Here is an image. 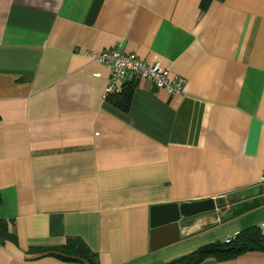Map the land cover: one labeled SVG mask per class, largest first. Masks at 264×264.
<instances>
[{"label": "crops", "instance_id": "1", "mask_svg": "<svg viewBox=\"0 0 264 264\" xmlns=\"http://www.w3.org/2000/svg\"><path fill=\"white\" fill-rule=\"evenodd\" d=\"M111 47L183 91L137 78L121 111L104 97L109 67L86 54ZM262 169L264 0H0V220L16 236L0 264H78L59 257L70 236L100 264H165L182 240L193 251L264 220ZM249 188L227 220L187 219L152 248L167 207ZM198 264H264V251Z\"/></svg>", "mask_w": 264, "mask_h": 264}, {"label": "trees", "instance_id": "2", "mask_svg": "<svg viewBox=\"0 0 264 264\" xmlns=\"http://www.w3.org/2000/svg\"><path fill=\"white\" fill-rule=\"evenodd\" d=\"M210 0H202L206 4ZM134 89V80L122 84L118 93L111 94L106 100L123 112L128 111ZM16 241V236L7 228V222L0 220V245L5 241ZM32 250V249H31ZM58 250L59 257L78 264H100L98 255L79 236H70ZM248 251H264V236L257 228H247L236 233L226 241H215L199 246L193 251L174 258L165 264H198L205 257H214L219 260L230 259Z\"/></svg>", "mask_w": 264, "mask_h": 264}, {"label": "built area", "instance_id": "3", "mask_svg": "<svg viewBox=\"0 0 264 264\" xmlns=\"http://www.w3.org/2000/svg\"><path fill=\"white\" fill-rule=\"evenodd\" d=\"M86 54L109 67V80L104 92L105 98L120 92L124 82L137 78L147 79L152 82L155 88L163 89L169 94H179L183 91L185 78L171 73L159 62H145L136 54L123 52L116 47L88 51ZM260 181L264 182V169H262ZM256 228L259 234L264 236V220L260 221Z\"/></svg>", "mask_w": 264, "mask_h": 264}, {"label": "water", "instance_id": "4", "mask_svg": "<svg viewBox=\"0 0 264 264\" xmlns=\"http://www.w3.org/2000/svg\"><path fill=\"white\" fill-rule=\"evenodd\" d=\"M255 188H249L245 189L239 192L227 194L221 197L211 200H204V201H196L193 202L191 207L192 210L188 209L187 204H183L182 206L177 205H171L167 208L174 210V216L170 215V219L164 221V222H156V220L151 225L152 231H151V246L153 249H156L158 247H161L163 245L157 244V235L159 232L163 230L171 229L174 231V236L170 238L166 242V244L175 242L180 237L179 232V223L184 222L187 219L195 218L200 215H204L205 213L213 214L212 216H217V222L225 221L229 218L230 215L234 214L235 212L239 211V209L242 206V203H244V200L246 199V195L253 193ZM240 200L243 202L240 203ZM209 204V205H208ZM172 207V208H171ZM228 213L226 216L225 213ZM211 217V216H208Z\"/></svg>", "mask_w": 264, "mask_h": 264}, {"label": "rangeland", "instance_id": "5", "mask_svg": "<svg viewBox=\"0 0 264 264\" xmlns=\"http://www.w3.org/2000/svg\"><path fill=\"white\" fill-rule=\"evenodd\" d=\"M211 237H213V233H211ZM181 244H184V247H182L184 249L183 250L182 249L181 250L178 249L179 252H176L177 254H176V256L174 258L180 257L181 255H184L188 251H191V250H187V249H189V247L191 246V244L188 243L187 241H184V240H182L181 243H179V245H175V247H172V248H179V246H181ZM181 251H183V252H181Z\"/></svg>", "mask_w": 264, "mask_h": 264}]
</instances>
